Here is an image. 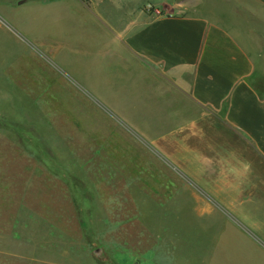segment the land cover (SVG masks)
Here are the masks:
<instances>
[{"label": "rangeland", "instance_id": "374dc122", "mask_svg": "<svg viewBox=\"0 0 264 264\" xmlns=\"http://www.w3.org/2000/svg\"><path fill=\"white\" fill-rule=\"evenodd\" d=\"M12 1L0 0V264H174L182 238L207 240V218L190 211V178L96 86L114 50L98 11L117 10Z\"/></svg>", "mask_w": 264, "mask_h": 264}, {"label": "crops", "instance_id": "0c3cea01", "mask_svg": "<svg viewBox=\"0 0 264 264\" xmlns=\"http://www.w3.org/2000/svg\"><path fill=\"white\" fill-rule=\"evenodd\" d=\"M74 2L117 10L98 11L114 50L96 86L196 189L209 235L182 238L174 264H264V0Z\"/></svg>", "mask_w": 264, "mask_h": 264}, {"label": "built area", "instance_id": "2783aa9c", "mask_svg": "<svg viewBox=\"0 0 264 264\" xmlns=\"http://www.w3.org/2000/svg\"><path fill=\"white\" fill-rule=\"evenodd\" d=\"M158 12H156V14H157Z\"/></svg>", "mask_w": 264, "mask_h": 264}]
</instances>
